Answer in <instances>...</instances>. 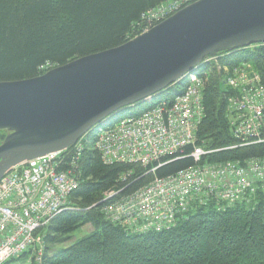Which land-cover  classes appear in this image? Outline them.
<instances>
[{
	"label": "trees",
	"instance_id": "1",
	"mask_svg": "<svg viewBox=\"0 0 264 264\" xmlns=\"http://www.w3.org/2000/svg\"><path fill=\"white\" fill-rule=\"evenodd\" d=\"M166 1L0 0V82L36 78L75 59L121 46L138 36L142 16ZM215 57L217 64L207 66L203 117L196 132L197 146L213 151L202 163L244 166L248 161H264V141L240 146L233 137L227 109L233 93L224 84L225 69L249 65L264 86V46ZM164 93L155 100L170 97L171 93ZM152 102L151 98L134 107L147 103L146 109L130 116L144 113ZM4 137L0 132V143ZM88 145L78 161V188L68 199L72 210L62 212L39 232L45 248L40 264H264V192L258 190L248 202L232 206L216 200L195 204L168 228L133 233L103 218V194L111 190L130 194L155 177L165 178L193 166V160H164L154 174L145 175L149 168L105 165ZM86 226L91 230L88 236L58 249L70 234ZM29 255L17 259L36 264Z\"/></svg>",
	"mask_w": 264,
	"mask_h": 264
},
{
	"label": "built area",
	"instance_id": "2",
	"mask_svg": "<svg viewBox=\"0 0 264 264\" xmlns=\"http://www.w3.org/2000/svg\"><path fill=\"white\" fill-rule=\"evenodd\" d=\"M197 1L167 0L148 11L138 36ZM216 61L215 56L205 58L180 81L182 91L159 100L153 97L150 109L139 116L108 118L71 148L11 168L0 179V264L26 254L41 263L44 242L39 232L62 212L72 210L68 199L78 188L79 157L90 141L105 165L149 168L145 175L154 173L164 160L188 157L195 162L171 176L155 177L130 194L123 195L122 190L103 194V218L133 233L168 228L195 204L216 200L232 206L248 202L258 190L264 192V161H248L244 166L202 163L213 151L197 146L196 132L203 117L207 66ZM225 71L224 84L233 93L227 99L233 137L240 146L263 142L264 86L249 65Z\"/></svg>",
	"mask_w": 264,
	"mask_h": 264
},
{
	"label": "water",
	"instance_id": "3",
	"mask_svg": "<svg viewBox=\"0 0 264 264\" xmlns=\"http://www.w3.org/2000/svg\"><path fill=\"white\" fill-rule=\"evenodd\" d=\"M264 42V0H199L125 44L36 78L0 82V179L74 146L111 116L167 91L207 57Z\"/></svg>",
	"mask_w": 264,
	"mask_h": 264
},
{
	"label": "rangeland",
	"instance_id": "4",
	"mask_svg": "<svg viewBox=\"0 0 264 264\" xmlns=\"http://www.w3.org/2000/svg\"><path fill=\"white\" fill-rule=\"evenodd\" d=\"M246 49V48H245ZM235 52V51H234ZM173 87V86H172ZM172 87H170L169 89H167V91H164L165 93L164 94H169V93H174V90H176V91H182V86L181 85H177V86H175L172 90H171V88ZM152 105V103L149 105V106H151ZM146 107H147V103H145V104H143L142 106H140V107H138V108H130L129 110L127 109V110H125V111H123L122 112V114L120 115L121 117H125L126 115H129V114H132V113H134V112H140V111H142L143 109H146ZM0 132H2V133H4L5 134V136L8 134L6 131H0ZM5 138V137H4ZM86 139V138H85ZM263 143V142H262ZM1 144V143H0ZM259 144V143H258ZM86 145H88V143L86 144ZM92 145V141H90L89 142V145L88 146H91ZM71 148V147H70ZM234 148H236L235 146L234 147H229V149H234ZM57 154V153H56ZM183 158H188V157H183ZM190 159V158H189ZM164 164H160V166L159 167H161V166H163ZM159 167H157V169L159 168ZM155 172V171H154ZM152 174H154V173H152ZM103 200V199H102ZM101 203H103V201H101L100 202V204ZM67 212V211H66ZM53 220V219H52ZM91 233V230H90V227L89 226H86V227H84V228H81V229H78V230H76V231H74L72 234H70L69 236H68V241H66V243L65 244H62L58 249H61V248H63V247H67V246H69V245H71V244H73L74 242H76V241H78V240H80V239H82V238H84V237H86V236H88L89 234ZM45 249V248H44ZM8 264H29V262L27 261V260H25V259H16V260H13V261H11V262H9Z\"/></svg>",
	"mask_w": 264,
	"mask_h": 264
},
{
	"label": "bare ground",
	"instance_id": "5",
	"mask_svg": "<svg viewBox=\"0 0 264 264\" xmlns=\"http://www.w3.org/2000/svg\"><path fill=\"white\" fill-rule=\"evenodd\" d=\"M183 82V81H182ZM178 94V93H177ZM149 99H151V98H149ZM145 102V101H144ZM136 107V106H135ZM134 108V107H133ZM117 114H119V113H117ZM117 114H115V115H117ZM115 115H113V116H115ZM130 115H133V113L132 114H129V115H126V116H130ZM113 116H111V117H113ZM110 117V118H111ZM120 118H123V117H121V116H118L117 118H115L114 120H117V119H120ZM113 120V121H114ZM191 159V158H190ZM193 160V159H192ZM193 162H194V160H193ZM194 164H195V162H194ZM9 172V171H8ZM19 258V257H18ZM17 259V258H16ZM13 260V259H12ZM11 261V260H10ZM9 262V261H8Z\"/></svg>",
	"mask_w": 264,
	"mask_h": 264
}]
</instances>
